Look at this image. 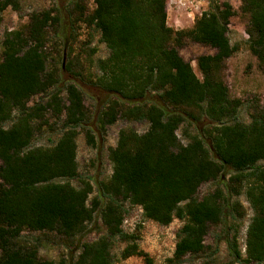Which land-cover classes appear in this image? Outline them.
<instances>
[{
	"label": "trees",
	"instance_id": "16d2710c",
	"mask_svg": "<svg viewBox=\"0 0 264 264\" xmlns=\"http://www.w3.org/2000/svg\"><path fill=\"white\" fill-rule=\"evenodd\" d=\"M94 4L89 12L85 0H71L67 17L71 28L94 26L109 49L96 62L94 84L109 97L98 125L105 130L122 118L146 122L147 128L142 133L119 130L116 145L108 149L111 175L93 195L76 160L79 128L89 117L81 90L68 83L65 98L57 89L44 104L28 105L58 82V73L47 67L45 43L47 31L60 26V12L33 11L23 29L7 31L0 59V264H67L41 258L39 238L28 239L24 232L54 233L70 241L98 211L104 234L82 243L72 264H112L114 239L125 243L121 258L137 255L151 264L137 235L122 227L126 203L161 225L175 218L183 222L165 264H203L187 260L206 250L210 227L222 224L227 213L233 219L242 216L236 199L242 192L253 210L245 258L236 237L227 239L229 251L234 262L264 264V104L249 107V122L238 120L243 103L230 95L221 78L225 60L235 50L228 36L232 6L214 4L192 28L173 29L167 24V0ZM7 7L18 11L20 2L0 0V12ZM240 9L249 17L248 48L264 69V0H242ZM186 41L214 49L196 57L201 78L179 52ZM64 68L82 74L70 61ZM184 123L195 126V132L184 129L186 143L177 134ZM51 124L60 130L56 142L33 146L35 133ZM85 134L94 146V136L88 129ZM226 170L232 172L227 192L216 187L197 198L201 184L221 179ZM74 179L79 185L72 184ZM229 197H235L230 204Z\"/></svg>",
	"mask_w": 264,
	"mask_h": 264
},
{
	"label": "rangeland",
	"instance_id": "374dc122",
	"mask_svg": "<svg viewBox=\"0 0 264 264\" xmlns=\"http://www.w3.org/2000/svg\"><path fill=\"white\" fill-rule=\"evenodd\" d=\"M71 0H19L18 11L7 7L0 12V59L2 57L4 34L7 31L23 29L28 22V15L33 11L58 10L61 15V23L58 30L47 31L45 49L48 55L47 67L58 73V82L46 93L34 95L28 105L37 102L44 104L49 94L57 89H62L61 96L65 98V87L68 83H75L83 93L84 104L87 109L88 119L79 128L77 135L78 171L80 178L88 179L93 185V195L98 193L99 184L107 180L112 172V164L108 157V149L116 145L120 129L132 128L142 133L147 128L146 122H137L117 119L113 124L108 125L105 130L98 125V115L109 98L102 93L94 81L99 74L96 62L109 54L106 44L101 41L99 30L94 26L83 23L69 26L68 4ZM228 2L234 10L228 24V36L231 45L235 48L233 54L225 60V66L221 71V78L229 89L232 97L239 98L242 105L239 108L237 119L243 122L250 121L249 107L252 105L264 104V69L259 65L258 59L248 48V35L246 28L249 22L247 14L240 9L242 0H167V24L173 29H190L200 14L214 4ZM88 11L95 7L94 0H85ZM69 49H71L69 51ZM94 49V51H92ZM181 56L189 61L195 74L201 78V73L196 66V57L200 54H212L214 49L200 43L186 41L179 49ZM70 61L74 70L82 74L72 75L65 71V65ZM10 122L7 124L9 125ZM88 129L95 138V145L87 142L85 131ZM184 129L195 132V126L184 123L177 134L182 143L187 142ZM58 125L43 126L35 133L33 146H52L59 137ZM264 164V162H261ZM230 170L217 181H209L200 185L197 198H202L207 193L213 192L216 187L226 190V184ZM79 180H72V184L79 185ZM244 189V188H242ZM235 197H229V204ZM238 199L241 208H238L242 216L236 219L231 214H226L222 224L211 226L205 237L206 250L195 257L188 258V262L203 264H258L239 260L234 262L230 254L227 239L236 237L238 248L245 258V240L247 226L253 216V210L244 192L239 194ZM228 204V207H229ZM126 214L122 227L124 231L135 233L137 242L143 251L152 260L151 264H165L166 259L173 254L177 240V232L183 222L177 218L168 225H161L142 214L139 206L125 204ZM104 234V227L101 222L99 211L95 213L94 219L87 224L85 230L70 241L61 240L54 233L41 234L38 232H24L28 239L39 238V256L43 259L54 261L65 260L72 264L73 259L80 251L84 242L96 240ZM125 243L114 239L112 243V264H147L143 257L132 255L127 258L120 257V251ZM186 264V263H185Z\"/></svg>",
	"mask_w": 264,
	"mask_h": 264
}]
</instances>
